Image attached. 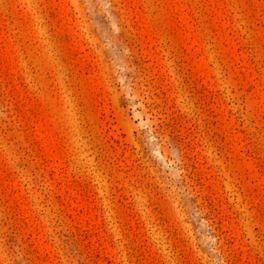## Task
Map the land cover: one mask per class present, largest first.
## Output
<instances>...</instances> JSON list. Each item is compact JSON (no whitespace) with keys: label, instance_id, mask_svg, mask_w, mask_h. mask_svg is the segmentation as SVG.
<instances>
[{"label":"rangeland","instance_id":"1","mask_svg":"<svg viewBox=\"0 0 264 264\" xmlns=\"http://www.w3.org/2000/svg\"><path fill=\"white\" fill-rule=\"evenodd\" d=\"M0 264H264V0H0Z\"/></svg>","mask_w":264,"mask_h":264}]
</instances>
